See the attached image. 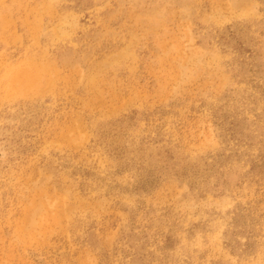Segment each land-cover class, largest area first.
<instances>
[{
    "label": "rangeland",
    "instance_id": "1",
    "mask_svg": "<svg viewBox=\"0 0 264 264\" xmlns=\"http://www.w3.org/2000/svg\"><path fill=\"white\" fill-rule=\"evenodd\" d=\"M0 264H264V0H0Z\"/></svg>",
    "mask_w": 264,
    "mask_h": 264
}]
</instances>
